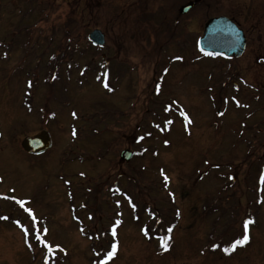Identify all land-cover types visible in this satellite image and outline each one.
I'll return each instance as SVG.
<instances>
[{
    "label": "rangeland",
    "instance_id": "374dc122",
    "mask_svg": "<svg viewBox=\"0 0 264 264\" xmlns=\"http://www.w3.org/2000/svg\"><path fill=\"white\" fill-rule=\"evenodd\" d=\"M199 1L0 0V264H264V17ZM220 15L242 56L199 52Z\"/></svg>",
    "mask_w": 264,
    "mask_h": 264
},
{
    "label": "water",
    "instance_id": "95a60500",
    "mask_svg": "<svg viewBox=\"0 0 264 264\" xmlns=\"http://www.w3.org/2000/svg\"><path fill=\"white\" fill-rule=\"evenodd\" d=\"M193 3H189L182 8L187 11ZM89 39L99 46L105 43V35L100 29H95L89 34ZM200 48L209 52L214 51L218 54H224L226 57L240 56L246 46V37L240 29L228 17H214L207 21L203 35L199 39ZM22 145L30 153L40 154L45 152L52 145V138L48 130L44 129L35 136H27ZM132 152L125 149L121 152V158L130 160Z\"/></svg>",
    "mask_w": 264,
    "mask_h": 264
},
{
    "label": "flooded vegetation",
    "instance_id": "af4514ba",
    "mask_svg": "<svg viewBox=\"0 0 264 264\" xmlns=\"http://www.w3.org/2000/svg\"><path fill=\"white\" fill-rule=\"evenodd\" d=\"M189 1H193V3H194V5L196 6V4H197V2L199 1V0H187V2L186 3H188ZM201 1V0H200ZM199 1V2H200ZM186 3H183V5H185ZM181 6V5H180ZM179 6V8H178V11H181V8H182V6L180 7ZM246 6H247V8H249V9H255V14H258V15H260V16H262V17H264V0H249V4H246ZM247 11H249L248 9H247ZM181 16H183V14H181ZM176 17H178L179 18V14L178 15H176ZM238 26H240L241 28H243V26H242V24L240 23V21H238L235 17H233V16H229ZM261 17V18H262ZM263 19V18H262ZM175 22H177V23H183L182 22V20L181 21H177V20H175ZM243 30H244V32H245V34H246V37H247V46H246V48L248 47V41H249V37H248V32H247V30L246 29H244L243 28ZM182 55H188V53H182Z\"/></svg>",
    "mask_w": 264,
    "mask_h": 264
},
{
    "label": "snow or ice",
    "instance_id": "6c2138e0",
    "mask_svg": "<svg viewBox=\"0 0 264 264\" xmlns=\"http://www.w3.org/2000/svg\"><path fill=\"white\" fill-rule=\"evenodd\" d=\"M29 211H31V210H29ZM247 223H250V221L249 222H246V225H245V227L247 226ZM247 239H248V237L245 235V237H244V241H236L233 245H232V248L234 249L235 248V246L237 245V244H240V243H242V242H245V241H247ZM162 243H164V246L165 247H167V244L165 243V242H163L162 241ZM58 247V246H57ZM229 249H225V251H228ZM111 255H112V253H109V257H111Z\"/></svg>",
    "mask_w": 264,
    "mask_h": 264
}]
</instances>
